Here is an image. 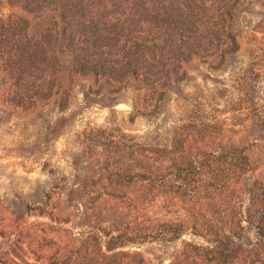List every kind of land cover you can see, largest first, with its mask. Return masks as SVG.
Segmentation results:
<instances>
[{
  "label": "rangeland",
  "instance_id": "rangeland-1",
  "mask_svg": "<svg viewBox=\"0 0 264 264\" xmlns=\"http://www.w3.org/2000/svg\"><path fill=\"white\" fill-rule=\"evenodd\" d=\"M0 264H264V0H0Z\"/></svg>",
  "mask_w": 264,
  "mask_h": 264
}]
</instances>
